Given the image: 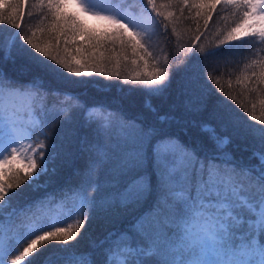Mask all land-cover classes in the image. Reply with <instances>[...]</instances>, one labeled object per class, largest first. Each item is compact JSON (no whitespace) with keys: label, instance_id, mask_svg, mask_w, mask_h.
<instances>
[{"label":"snow or ice","instance_id":"snow-or-ice-1","mask_svg":"<svg viewBox=\"0 0 264 264\" xmlns=\"http://www.w3.org/2000/svg\"><path fill=\"white\" fill-rule=\"evenodd\" d=\"M107 2L109 6L105 7L100 0H73L81 11L107 21L111 26L99 32L83 29L76 13L61 11L63 0H35V6L43 13L35 26L22 23L25 13L21 11L20 0H3L0 3V139L7 138V143L0 148V157H4L0 165L10 163L9 156L11 160L19 157L27 161L23 169L11 170L10 176L8 172L0 171V217L8 208H12L9 219L15 213L13 201L24 190L16 192L12 189L26 183L27 189L35 191L41 186L40 178L48 173V162L50 158L54 159L56 145L43 129L56 121L61 126H70L72 115L77 110L84 119L100 126H103L104 120L111 122L114 119L104 111L97 114L81 103L78 97L70 112L65 111L69 107L67 102L49 111V104L59 102L51 91L44 95L39 90L44 87L43 76L33 75L27 81L16 80L4 72L3 64L24 60L25 74L39 69L40 72L55 75L66 71L77 77L94 73L107 78L117 77L124 84L131 82L133 87L129 91H142L147 97L162 94L179 76L182 94L190 97L185 103L186 111L198 113L207 108V101L215 91L209 87L210 83L219 84L220 81H213L210 75L202 77L199 72H190L188 60L196 53V45L204 35L202 29H209L218 6L224 4L237 11L243 10L242 23L228 31L225 40L246 41L251 36L259 38L256 43L264 44V0H163L162 3L140 0L142 6L138 14L129 13L125 8V5L132 6V0H123V4L121 0ZM24 3L27 4V0ZM186 11L189 13L187 17ZM32 15L35 14H28L29 19ZM145 15L153 21L154 28L151 30L139 18ZM156 17L160 18V22L156 21ZM186 19L195 23V29L188 27L182 33L178 31V25ZM156 29L165 35L170 29L175 37L181 38L162 58L149 50L152 38L157 34ZM37 32L45 33L47 39L37 38ZM189 33L187 43L181 42L182 35ZM77 36H81V39L77 40ZM224 42L221 40L219 44ZM129 48L133 57L131 64L139 67V62H143L144 69H148L151 60L150 71L122 74L121 65L129 60ZM220 51L222 49L217 47L205 55L215 56ZM199 52H205L203 46ZM259 53H264V48ZM181 56L184 58L181 59ZM257 66L259 72L255 70ZM245 68L250 71L244 73L240 83L246 86L264 85V59L252 60ZM25 84H31L33 91L25 88ZM249 90L264 93V88L252 87ZM219 91L224 93L223 88ZM226 95L232 101L236 100V96L230 93ZM19 100H23L39 117L23 132L17 129L15 122L5 119V113L10 109L16 112L13 105ZM38 101L42 102L40 107H37ZM259 105L261 115L255 114L257 105L254 103L251 109L241 106L242 113L250 117L248 119L227 100L219 98L210 113V120L201 121L199 130L215 152L231 142L230 135H220L229 130L232 135L256 137L264 146V99H260ZM145 107L155 111L150 100L145 101ZM158 119L167 120L169 117L164 115ZM211 120H215L216 125ZM122 127L126 133V148L113 162L110 177L115 181L112 186L116 201L125 207L141 206L157 187L164 200L161 202L157 197L152 207L142 212L133 224L132 231L141 237L140 243L128 239L131 231H112L105 235L103 244L98 246L103 249L99 258L95 245L89 251H74L77 245L69 242L75 241L78 235L81 239L85 238L87 231L81 234L80 230L86 223H91L98 210L107 211L113 204L111 200H102L99 179L94 180L89 175L79 186V199L66 212L55 217L35 216L26 228L6 229L0 224V264H37V258L47 251V248L40 247L43 245L64 253L63 264H264V150L252 153L255 165H237L228 158L230 154L222 157L214 152L201 156L155 127L146 129L134 121L125 122ZM37 134L45 137L48 143L41 140L35 148L31 144L20 143L31 140ZM104 147L107 149V146ZM6 152L9 156H5ZM177 161H180L179 167ZM257 167L259 173H255ZM241 177H247V181ZM93 185L94 194H89L88 188ZM166 204L171 207H166ZM153 213H156V221L160 220L161 214L176 217L179 223L174 235L171 229L167 232L161 230L167 226H156ZM73 216L80 217L74 226L56 227L57 224L67 223ZM46 228L52 231H44ZM39 232L43 234L37 235ZM33 236L35 238L31 239ZM52 241L57 243L52 245L49 243ZM25 243L27 246L20 251ZM48 264L53 262L49 260Z\"/></svg>","mask_w":264,"mask_h":264},{"label":"trees","instance_id":"trees-1","mask_svg":"<svg viewBox=\"0 0 264 264\" xmlns=\"http://www.w3.org/2000/svg\"><path fill=\"white\" fill-rule=\"evenodd\" d=\"M136 1L140 4V0ZM20 2L21 11L25 13L22 23L26 26L37 25L43 13L35 6V0H27V4L24 3V0H20ZM162 2L163 0H157V3ZM63 3L67 7V10L63 11L77 14V10L74 7L68 6L65 0H63ZM168 10L175 11V9ZM148 11L150 12L151 10L149 9ZM242 11H237L229 5H219L218 9L213 13V19L210 21L209 29H202L204 35L196 45V53L191 55L188 60L190 72H199L202 77L210 75L213 81L216 79L220 81L219 84L214 82L210 83L209 87L215 91H213L207 101V108L198 113L186 111L185 103L190 97L182 94L179 76L173 79L170 87L162 94L147 97L142 91H129V88L133 87L131 82L129 81L128 84H124L123 80L117 77L107 78L97 73L91 76L77 77L74 74L66 73V71L55 75L40 72L39 69H32L25 74L23 68L26 61L24 60L18 59L15 64L11 62L3 64L4 72L16 80L27 81L33 75L43 76L44 87L39 90L44 95H47L48 91H51L59 102L49 104V111L56 107H62L64 102H67L69 107L65 108V111L70 112L71 106L76 104V98L78 97L81 103L92 105L91 109L97 114L104 111L110 113L114 119L111 122L104 120L103 126H100L90 120L84 119L81 112L77 110L72 115L70 126H61L59 121H56L50 127L43 129V131L49 133V136L52 137L51 142L56 145V152L53 153L54 159L50 158L48 162V173L40 178L39 183L41 186L35 191L27 189L26 183L21 184L19 188L12 189V191L16 192L24 191L17 200L13 201L15 213L11 216V219H9V213L12 212V208L5 209L2 217H0V224H3L6 229L12 227L25 228L26 224L30 223L31 219L35 218V216L47 215L53 217V215L57 216L62 212H66L79 199V186L91 175L94 180L98 178L100 181L102 186V200H111L113 204L107 211L98 210L91 223H86L84 228L80 230L81 234L87 231L85 238L81 239L78 235L75 241L69 242L70 244L77 245L74 251H89L95 245L98 248L96 255L99 258L100 252L103 249L98 246L103 244L105 235L112 231H125L126 233L131 231L128 239L130 241L134 239L139 244L141 237L132 231L133 224L142 212L152 207L157 197H160L161 202H164V200L160 189L157 187L154 188L151 196L141 206L125 207L116 201L115 188L112 186L115 181L110 177L113 174V162L117 160L119 154L126 148V133L122 125L125 122L134 121L146 129L155 127L159 132L178 139L186 147L195 150L199 155L203 156L212 155L215 149L208 142L207 137L200 132L198 125L201 121L210 120V113L219 98L227 100L230 105L239 109L241 113L242 105L251 109L254 103L257 105L255 114L261 115L259 101L260 99H264V93L253 92L249 89L252 87L264 88V85L246 86L240 83L239 80L243 79L246 71H250L245 68L246 64L251 63L252 60L259 61L260 59H264V53H259V50L264 48V44L256 43L255 41H258L259 38H253L251 36L246 41L229 42L225 40L227 32L242 22ZM29 13H34L35 15H32L31 19H29ZM194 13L195 10H193L192 15ZM176 14L178 15L179 13L177 12ZM187 16H189V13L186 11L185 17ZM77 17L82 21L81 26L85 30L93 32L103 29L101 26L93 25L91 22H85L78 14ZM50 19L51 17L49 16ZM156 21L160 22V18L156 17ZM188 27L195 29V23L186 19L178 25V31L183 33V30ZM104 28H111V26H105ZM149 28L150 30L154 28L153 23ZM156 33L152 38V47L149 50L153 51L154 55L162 58L164 53L169 52L172 46L181 38L175 37L170 29L166 35L159 29H156ZM189 35L190 33L183 34L181 42L187 43ZM236 35L239 34L237 33ZM36 36L41 40L47 39L45 33L37 32ZM76 39L80 40L81 37ZM221 40L225 41L224 44H219ZM229 45H232V47H229ZM188 46L191 47V45ZM201 46L205 49L204 53L199 52ZM217 47L222 49L217 55H205L207 51ZM127 55L129 56V60L121 65L120 70L122 74H130L133 71L143 73L144 71L151 70V60L149 61V68L144 69L143 62H139V67L131 64L133 57L130 48L127 51ZM183 58L181 56V59ZM171 62L175 63L174 60ZM255 70L259 72V66ZM25 88L33 91L31 84H25ZM220 88L224 89V93L219 91ZM227 93L236 96V100L232 101L230 96L226 95ZM69 96L72 97L71 100H69ZM146 100H150L151 106L155 111H150L145 107ZM41 103L38 101L37 107H40ZM164 115H167L169 119H158L159 116ZM242 115L250 119L247 113H242ZM210 122L216 125L215 120H211ZM252 123L259 124L258 121H253ZM217 131L219 132L218 127ZM220 135H230L231 142L225 145L219 152H215V154L221 155L222 157L225 154H230L228 158L232 159L234 164L255 165L256 161L252 159V153L264 150L260 139L251 135H232L231 130L228 133H220ZM41 140H44L46 144L48 143L43 136H41ZM104 146H107V149ZM146 147L148 146L146 145ZM106 150H110L107 155H105ZM148 154L149 170H151L150 148L148 149ZM9 160L10 163L6 162V167H1L0 171L8 172L10 176L11 170L22 168L14 160H11L10 156ZM37 163L39 164V159H37ZM179 165L177 164V167ZM259 171L260 169L257 167L255 173H259ZM240 179L247 181V177H241ZM94 187L95 185L88 188L89 194H94ZM57 206L58 212L55 214L54 209ZM166 207H171V205L166 204ZM155 218L156 213H153L152 219L157 227H161V225L167 226L163 227L161 229L162 231L167 232L171 229L174 235L178 230L177 224L179 221L174 215L169 214L165 216L161 214L159 221H156ZM77 219H80V217L73 216L67 223L57 224L56 227L67 228L69 225L74 226ZM44 231H52V229L46 228ZM36 234L42 235L43 233L39 232ZM34 238L35 236L31 237V239ZM49 243L55 245L57 242L52 241ZM26 246L27 243L23 244L19 250H23V247ZM40 247L47 248V251L43 252L37 258V264H48L49 260L53 264H63L64 253L56 251L48 247V245Z\"/></svg>","mask_w":264,"mask_h":264},{"label":"rangeland","instance_id":"rangeland-1","mask_svg":"<svg viewBox=\"0 0 264 264\" xmlns=\"http://www.w3.org/2000/svg\"><path fill=\"white\" fill-rule=\"evenodd\" d=\"M66 3L68 4V6L74 7L75 10H77V14L84 19L85 22L87 23H93V25H98L101 26L103 29L105 26L110 27V25L108 24L107 21H104L102 19H98L96 17L87 15L85 12L81 11L79 8H77L75 6V4L73 3V0H65ZM100 2L105 6H109L107 0H100ZM0 3H2V0H0ZM121 3L123 4V0H121ZM65 4V3H64ZM141 5L137 3L136 0H132V6L129 7L128 5H125V8L127 9V11L129 13L132 14H138V11L140 9ZM67 10L66 4L65 7L61 10ZM65 12V11H63ZM76 14V15H77ZM145 24H147L148 26H151V24L153 23L151 17L145 15L143 17H139ZM242 23V22H241ZM240 23V24H241ZM100 30H95L93 32H99ZM239 34V33H238ZM82 36V33H81ZM81 36H77L76 38H80ZM16 108V112L14 113L13 111H11V109L5 113V119L7 121L10 122H15L17 129L21 132L24 131V129L28 126L33 124L34 122L38 121L39 117L33 112V110L29 107H27L26 103L23 100H19L17 101L14 105ZM90 108L92 107V105H88ZM19 113V114H17ZM25 113H27V115H25ZM102 128V127H101ZM104 129V128H103ZM41 141V136L40 135H36L33 136V138L31 140H22L20 143L23 144H31L33 148L36 147V145ZM7 143V138H3L0 139V148H2L4 146V144ZM12 147H18V145H12ZM5 156H8V153H5ZM0 160H4V157H0ZM16 162L17 165H19L22 169L26 166L27 161H23L21 160L19 157H17L16 160H14ZM177 164H180V161H177ZM1 167H6V163H4L3 165H0ZM60 206V205H58ZM58 206L57 208L54 209L55 214L58 212ZM5 212V211H4ZM53 217H55L53 215ZM30 225V223H27L25 228L28 227ZM124 233H126L125 231H122ZM22 251V250H21Z\"/></svg>","mask_w":264,"mask_h":264}]
</instances>
